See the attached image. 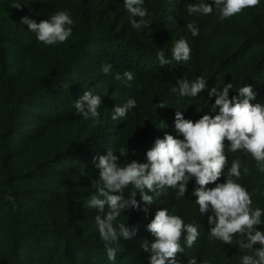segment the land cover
<instances>
[{
	"label": "trees",
	"instance_id": "16d2710c",
	"mask_svg": "<svg viewBox=\"0 0 264 264\" xmlns=\"http://www.w3.org/2000/svg\"><path fill=\"white\" fill-rule=\"evenodd\" d=\"M199 3L212 0H144L150 27L136 30L124 0H0V264H148L141 244L154 239L147 225L163 208L198 225L199 237L191 248L184 244L178 264L192 257L199 264H242L244 255H254L239 247L238 234L231 245L210 236L212 213L199 212L194 178L185 196L171 188L149 193L150 205L134 187L124 190L125 198L137 191L140 208L122 212L114 222L134 231L111 245L117 249L115 261L108 259L99 236L94 219L99 210L88 207L91 195H98L93 183L99 182L100 169L93 157L111 150L119 166L131 160L146 163L157 138L168 133L183 139L174 126L176 111L193 121L218 114L210 108L212 87L221 90L231 82V99L251 85L255 98L250 102L264 105V0L224 20L215 7L209 15L187 11L188 4ZM59 11L74 21L63 43L46 45L22 23L23 17L39 23ZM188 23L198 28V36H192ZM181 38L191 48L190 59L161 66L157 53L164 51L171 59ZM108 63L113 68L105 75L102 68ZM125 71L134 74L130 86ZM117 72L121 81L114 78ZM201 76L209 88L196 97L171 91L178 89V80ZM88 90L103 100L96 126L74 107ZM129 99L136 107L126 118L112 120L113 108ZM161 102L166 106L155 107ZM227 143L228 164L217 182H225L227 168L239 160L241 176L232 179L247 189L251 207L262 210L264 222V170L244 150L230 152ZM257 230L264 232V224Z\"/></svg>",
	"mask_w": 264,
	"mask_h": 264
},
{
	"label": "clouds",
	"instance_id": "9594fccd",
	"mask_svg": "<svg viewBox=\"0 0 264 264\" xmlns=\"http://www.w3.org/2000/svg\"><path fill=\"white\" fill-rule=\"evenodd\" d=\"M259 3L260 0H212V3L188 4L187 11L190 14L209 15L215 7L219 10V18L224 20L246 8H254ZM143 4L144 0H124V6L130 14V23L136 30L150 27L145 19L149 13ZM22 23L27 24L28 29L36 33L38 41L55 45L67 41L72 35L71 25L74 21L65 11H59L54 12L50 19L41 20L39 23L23 17ZM186 27L192 36L199 35V30L194 24L188 23ZM190 56L191 48L183 38L174 43L171 59L166 58L164 51L157 53L161 66L169 65L173 61L186 62ZM112 68L113 65L108 63L103 66L102 71L107 75ZM114 78L117 81L122 80L118 72ZM123 79L126 86H130L127 82L134 79V74L125 71ZM176 83L178 89L173 88L171 91H178L182 97H196L209 88L202 76L191 82L184 78ZM232 88L233 84L229 82L221 90L212 87L208 91L209 98L215 97L214 104L210 106L211 111L216 112L218 109V114L214 116L205 114L193 121L185 119L182 111H176L174 126L183 139H177L168 133H165L162 139L157 138L146 152V163L131 160L119 166L118 157L111 150H108L106 155L93 157L94 162L98 160L96 167L100 169L99 182L93 183L98 195H91L88 207L99 210L100 214L94 219L109 260L115 261L117 256V249L111 245L118 244L120 238L128 239L134 234L126 223L114 222L122 212L140 208V203L135 199L137 191L131 192L125 198V189L134 187L139 191L141 200L150 205L154 200L149 193L160 195L164 194L166 188H171L176 189L177 195L182 197L188 191L189 181L194 178L197 186L192 194L196 197L199 212L204 214L211 210L212 213L208 216L210 236L231 245L233 237L238 234L236 243L239 247L254 252V255H244L242 264H264V232L257 230V226L264 224L261 220L262 210L259 207H251L253 202L247 189L232 179L241 176L240 161L234 160L227 168L225 182H217L228 164L225 141L228 142L230 152L244 150L255 159L257 166L264 170V105L250 102L255 98L251 85L239 88L238 96L230 99L229 90ZM102 105L101 96L93 94L91 90L85 91L74 102L77 113L85 120L91 119L93 126L100 123L98 109ZM165 106L164 102L155 105L160 108ZM135 107L134 99H129L122 106L116 105L112 110L111 119H124ZM120 154L127 156L128 151H121ZM247 171L245 167L244 172ZM209 184H215V187L208 188ZM147 230L154 237L151 242L145 240L141 244L142 250L149 254L148 264H178L176 257L184 253V244L191 248L200 234L196 223L186 224L180 216L169 214L167 208L155 213L147 225ZM257 244L261 247L254 249ZM188 264L199 262L192 257Z\"/></svg>",
	"mask_w": 264,
	"mask_h": 264
}]
</instances>
